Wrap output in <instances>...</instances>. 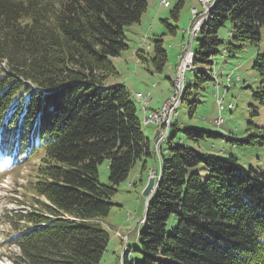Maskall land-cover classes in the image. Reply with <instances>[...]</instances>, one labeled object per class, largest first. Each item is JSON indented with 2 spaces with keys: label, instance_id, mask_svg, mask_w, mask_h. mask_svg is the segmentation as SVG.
Returning a JSON list of instances; mask_svg holds the SVG:
<instances>
[{
  "label": "trees",
  "instance_id": "16d2710c",
  "mask_svg": "<svg viewBox=\"0 0 264 264\" xmlns=\"http://www.w3.org/2000/svg\"><path fill=\"white\" fill-rule=\"evenodd\" d=\"M184 2L177 1L172 17ZM213 4L199 27L193 66L212 64L226 22L225 53L233 56L261 41L264 0ZM147 5L148 0H0V176L32 165L33 209L20 213L30 227L14 237L19 251L10 254L11 264H100L117 186L138 162L147 170L154 155L127 88L107 84L117 75L111 57L128 48L125 28L140 21ZM154 41L161 70L166 53L162 40ZM252 68L264 75V53ZM195 79V89L213 80L205 72ZM251 91L264 105V85ZM188 93L186 86L183 101ZM247 131L242 140H229L264 150V131L251 124ZM182 133L194 141L221 136ZM172 138L160 155L137 245L127 246L115 264H264V172ZM104 159L109 184L98 180Z\"/></svg>",
  "mask_w": 264,
  "mask_h": 264
},
{
  "label": "rangeland",
  "instance_id": "374dc122",
  "mask_svg": "<svg viewBox=\"0 0 264 264\" xmlns=\"http://www.w3.org/2000/svg\"><path fill=\"white\" fill-rule=\"evenodd\" d=\"M148 1V13L143 16L141 24H133L125 28L128 48L122 51L119 57H111L117 75L110 77L107 84H123L127 88L130 99L137 106L141 127L154 147L156 129L154 132L151 126L144 124L139 112L140 103L133 94L149 92V97L155 99L154 105L166 100L169 95L167 92L172 88L177 55L182 51L183 46L189 43L191 14L195 12V8L192 7L195 6L201 11L202 6L197 0H185L178 17L174 18L170 11L178 0H168L170 3L168 8H162L159 0ZM162 19H166L167 24L163 23ZM229 29V22L219 29L218 37L223 43L218 47L219 52L212 56L211 65L202 64L186 70L185 83L189 87V93L186 100L181 104L180 100L177 104L180 105L175 109L176 115L172 118V125L166 142L162 143V148L167 147V141L175 134L172 138L175 144L191 148L201 154L222 158L233 156L240 166L252 167L256 171L264 172V150L261 147L238 145L229 140L232 138L242 140L246 137L249 133L247 131L249 124L264 131V105L253 100L251 91L264 85V75L260 76L252 68L256 55L264 53V31L259 43H247L231 56L224 52L226 44L230 43ZM157 38L162 40L161 45L166 53V60L161 70L157 69L154 62L156 56L154 40ZM201 38L202 34L199 32L194 40L191 39L193 52L198 49ZM197 72L208 73L213 80L204 83L201 89H195ZM226 76L231 77L229 83L226 82L228 78ZM218 98L223 99L225 107L231 104L232 109H226L220 114L217 101L221 104L222 101ZM184 129L203 130L223 137L209 135L194 141L184 136L182 133ZM151 162L148 167L155 170ZM31 171L32 165H25L20 171L7 173L4 180L0 178V242L1 236L12 232V229L18 227L17 224H26L24 220L18 221L15 212L23 209L24 214L32 210L27 205L33 201V194L28 186ZM150 175H153V172L148 168L142 171L141 163L138 162L130 170L127 179L117 186V193L112 199L114 205L104 222L110 236L100 264H115L117 257L124 253L126 246L137 245L147 198L143 195V191ZM98 180L101 184H109L106 159L98 164ZM14 246L11 245L9 248L0 246V264H10L9 256L14 252Z\"/></svg>",
  "mask_w": 264,
  "mask_h": 264
},
{
  "label": "built area",
  "instance_id": "2783aa9c",
  "mask_svg": "<svg viewBox=\"0 0 264 264\" xmlns=\"http://www.w3.org/2000/svg\"><path fill=\"white\" fill-rule=\"evenodd\" d=\"M201 6L202 10L198 11L195 8V12L191 14V29L188 33L189 42L191 38H194V32L196 28V24L199 23L201 16L203 14V11L207 9L210 4L211 0H201ZM161 4L164 6L168 5L167 0H161ZM189 50V43L184 45L182 48V51L178 55V62L174 71V87L171 88L170 94L168 98L164 101L161 108L157 111H148V105L151 101V99L148 98L147 94H138L140 98L143 101V114H144V121L146 123H154L158 125V137L157 141H160L161 135L165 131V127L167 124H171V122H167V112H172V107H175V96L178 92V88L180 87V84L183 82V77L185 76L186 68L184 66V58H186V54ZM219 110L222 111V104H218ZM219 121H217L218 123Z\"/></svg>",
  "mask_w": 264,
  "mask_h": 264
},
{
  "label": "bare ground",
  "instance_id": "6f19581e",
  "mask_svg": "<svg viewBox=\"0 0 264 264\" xmlns=\"http://www.w3.org/2000/svg\"><path fill=\"white\" fill-rule=\"evenodd\" d=\"M214 3V0H211V4H210V6L207 8V9H205L204 11H203V14H202V16H201V19H200V21H199V23L198 24H196V28H195V32H194V37L196 36V34L199 32V30H200V26H201V24H202V21L205 19V17H206V15H207V13L209 12V10H210V7H211V5ZM214 5V4H213ZM212 5V6H213ZM212 8V7H211ZM209 14V13H208ZM200 27V28H199ZM192 39V38H191ZM191 39H190V42H189V50H188V52H187V54H186V58H184V66H185V68H186V70H188V69H190L191 68V65H192V61H193V53L191 52V43H192V41H191ZM194 39V38H193ZM185 76L183 77V82L180 84V87L178 88V92H177V94H176V96H175V107H172V112H167V122H171V120H172V117L175 115V109H176V107H177V104L180 102V100L182 99V93L184 92V89H185ZM230 80V78L228 77L227 78V81H229ZM172 87H174V78L172 79ZM138 94H143V93H140V92H138V93H135V95H134V97L137 99V100H139V103H140V108H141V111H142V113H143V101H142V99L140 98V96L138 95ZM221 101V100H220ZM217 104H221V102H219V101H217ZM228 107V109H230L231 108V105H228L227 106ZM224 109V106L222 105V110ZM145 122V121H144ZM146 123V122H145ZM169 126H170V124H167V126L165 127V131H164V133L161 135V137H160V141H157L156 142V144H155V149H158V146L162 143V142H164L165 141V139H166V135H167V132H168V128H169ZM14 246V245H13ZM14 248V252H18L19 251V249H18V247H13ZM10 264H11V262H10Z\"/></svg>",
  "mask_w": 264,
  "mask_h": 264
},
{
  "label": "crops",
  "instance_id": "0c3cea01",
  "mask_svg": "<svg viewBox=\"0 0 264 264\" xmlns=\"http://www.w3.org/2000/svg\"><path fill=\"white\" fill-rule=\"evenodd\" d=\"M160 1L161 0H159V5L162 7V8H168V7H170V3H169V6H167V7H164L163 5H161L160 4ZM200 2V0H197V3H199ZM148 6H149V1H148V5H147V9L145 10V12L142 14V16H141V19H140V21L138 22V23H136V24H141V20H142V18H143V16H145L147 13H148ZM193 7H195V6H193ZM196 8V7H195ZM197 9V8H196ZM162 20H164V19H162ZM167 23V22H166ZM151 29V28H150ZM142 37H140V39H141ZM138 51V50H137ZM117 57H119V55L117 56ZM176 61H177V59H176ZM170 89V88H169ZM136 92V91H135ZM168 93H169V90H168V92H167V95H168ZM152 99V98H151ZM163 103V102H162ZM162 103L161 104H159V105H154L155 104V99H152L151 100V103H150V109H153V110H156V109H158L161 105H162ZM153 107V108H152ZM141 114V113H140ZM141 117H142V114H141ZM175 124H177V122H175ZM146 126H151L152 128H153V130H154V132H155V129H156V126L154 125V124H151V123H148V124H146ZM149 139V138H148ZM157 156H158V160H157ZM153 162V166L154 167H156V165L158 166V168L160 169V165H161V160H160V156L159 155H154V157L152 158V159H147V167L149 166V162ZM151 162V163H152ZM148 170H152V168L151 167H148Z\"/></svg>",
  "mask_w": 264,
  "mask_h": 264
},
{
  "label": "water",
  "instance_id": "95a60500",
  "mask_svg": "<svg viewBox=\"0 0 264 264\" xmlns=\"http://www.w3.org/2000/svg\"><path fill=\"white\" fill-rule=\"evenodd\" d=\"M158 169L156 168L154 170V175H150L148 177V181L146 183V186H145V189L143 191V195L147 196L146 198V203H145V211H146V207H147V201L150 197V195L152 194V192L154 191L155 187H156V178H157V175H158ZM145 211H144V214H145Z\"/></svg>",
  "mask_w": 264,
  "mask_h": 264
}]
</instances>
